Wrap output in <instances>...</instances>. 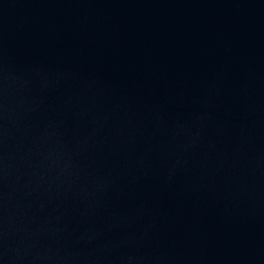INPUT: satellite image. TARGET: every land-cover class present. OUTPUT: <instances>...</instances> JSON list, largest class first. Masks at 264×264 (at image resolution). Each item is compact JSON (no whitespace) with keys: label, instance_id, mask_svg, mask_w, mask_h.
I'll return each mask as SVG.
<instances>
[{"label":"water","instance_id":"95a60500","mask_svg":"<svg viewBox=\"0 0 264 264\" xmlns=\"http://www.w3.org/2000/svg\"><path fill=\"white\" fill-rule=\"evenodd\" d=\"M0 264H264V0H0Z\"/></svg>","mask_w":264,"mask_h":264}]
</instances>
